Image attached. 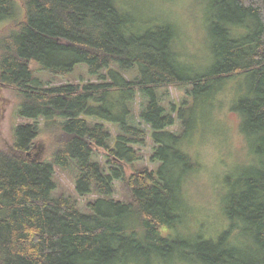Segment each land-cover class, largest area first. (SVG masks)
Returning a JSON list of instances; mask_svg holds the SVG:
<instances>
[{"label": "trees", "instance_id": "1", "mask_svg": "<svg viewBox=\"0 0 264 264\" xmlns=\"http://www.w3.org/2000/svg\"><path fill=\"white\" fill-rule=\"evenodd\" d=\"M211 1L213 63L191 75L174 30L134 26L119 0H0V21L13 23L0 38V84L17 90L28 121L0 148V264H140L152 255V264L183 256L264 264V0ZM80 64L93 80L75 78ZM235 77L242 90L233 108L246 137L259 139L261 161L225 179L230 223L217 240L174 235L183 183L199 168L184 147L192 120L183 106L198 92L206 103L208 91ZM173 86H191L180 105L165 101ZM42 134L53 162L31 157ZM148 140L153 167L142 163ZM72 165L77 192L96 195L88 212L53 195L55 168ZM117 183L124 198L115 197Z\"/></svg>", "mask_w": 264, "mask_h": 264}, {"label": "rangeland", "instance_id": "2", "mask_svg": "<svg viewBox=\"0 0 264 264\" xmlns=\"http://www.w3.org/2000/svg\"><path fill=\"white\" fill-rule=\"evenodd\" d=\"M119 2L121 8L132 14L134 26L148 27L142 30L168 26L174 30L176 51L183 59L182 64L189 66V74H200L209 70L213 63L210 34L211 0H119ZM22 13L21 9L20 14ZM12 25L9 20L0 21V38L10 31L8 29ZM33 65L37 67L36 63ZM84 66L86 67L85 64H80L76 69L75 78L82 80L83 75L84 81L93 80V77L86 73ZM38 76L46 82L52 78L47 71L38 72ZM68 80L67 77L53 78L48 83L56 84ZM70 80H74L73 77ZM189 87L191 86L171 87L165 101H174L180 105L187 97L186 91ZM241 90L240 78H229L208 91L212 94L207 96L206 103H203V95L198 92L193 94L191 104L183 106L185 117L192 120V123L189 121L192 132L185 140L184 147L194 156L199 168L189 174L183 183V221L179 224L180 229L178 226L172 230L174 235L195 240L196 232H200L205 238L217 240L230 223L225 209L228 191L225 179L231 177L237 180L247 165L256 166L261 161L256 151L260 145L259 139L246 137L242 130V116L233 108L234 103L239 100ZM194 96H197V99H194ZM20 100L16 89L0 84V148H5L13 142L14 128L18 124L28 122L18 114ZM205 104L209 108H204ZM179 120L177 117V123ZM34 143L36 146L31 157L53 162V149L48 137L42 134ZM152 150L153 142L148 140V145L142 147L145 156L142 163L153 167L157 163L150 162ZM75 176L76 170L73 165L68 171L56 167L57 188L53 195L70 196L77 201L82 210L88 212V202L96 195H80L75 188ZM124 193L123 186L117 183L115 197L124 198ZM178 253L184 255L181 251ZM178 258L180 259L177 262L174 259L161 264H196L185 256ZM155 259L159 261L152 255L147 262L144 260L139 263L152 264V260Z\"/></svg>", "mask_w": 264, "mask_h": 264}]
</instances>
